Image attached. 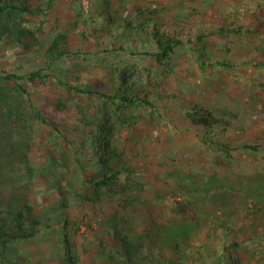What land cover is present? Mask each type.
<instances>
[{
	"label": "rangeland",
	"instance_id": "1",
	"mask_svg": "<svg viewBox=\"0 0 264 264\" xmlns=\"http://www.w3.org/2000/svg\"><path fill=\"white\" fill-rule=\"evenodd\" d=\"M139 7L158 12L151 16L155 22L150 29L158 26L181 34L186 41L171 61L172 70H157L149 79L143 71L146 64L131 55L138 52L135 46H144L139 35L122 33V29L116 38L94 32L104 10L118 22L122 17L135 24L144 22L150 14L136 15ZM263 15L264 0H57L50 14L31 17L33 27L46 22L41 52L65 32L72 48L95 63L88 67L86 62L67 60L61 63V79L107 93L116 80L148 79L143 92L155 106H119L98 95L81 98L53 77L28 82L35 104L58 123L59 132L41 120L34 122L31 171L10 163L6 152L0 155V197L9 203L27 195L41 220L38 236L16 241L8 253H0V264H104L115 247L110 237L115 217L127 215L134 221L136 235H142L150 223L145 209L150 204L156 221L166 228L157 232L171 241L192 239L205 261L218 264L227 234L224 226L229 223L240 244L235 248L237 263L264 264V220L255 215L264 205V194L253 190L264 185V152L242 148L263 139L264 89L260 84L264 67L259 64L264 62V40L221 31L251 27ZM112 42L119 50L113 49ZM199 53L205 55L201 58ZM227 61L234 63L232 70L221 65ZM43 68L46 63L41 55L0 44V72L29 73ZM61 99L69 104L67 108ZM196 103L238 118L232 128L211 135V147L202 141L205 130L186 117ZM100 111L107 120L101 135L124 153L120 166L129 169L124 180L132 190L128 196L94 202L85 195V181L97 171L90 161L92 131L85 122ZM218 141L234 149L231 156L225 157L215 144ZM218 157H224L226 166ZM246 231L252 240L245 237ZM151 247L146 240L143 253L157 255L158 248Z\"/></svg>",
	"mask_w": 264,
	"mask_h": 264
},
{
	"label": "trees",
	"instance_id": "2",
	"mask_svg": "<svg viewBox=\"0 0 264 264\" xmlns=\"http://www.w3.org/2000/svg\"><path fill=\"white\" fill-rule=\"evenodd\" d=\"M56 1L0 0V44H4L7 48L21 47L26 52L39 54L46 63V68L29 73L16 70L0 72V155L2 152H6L10 163L23 165L29 171H31L30 154L35 133L34 122L41 120L58 132L59 125L37 107L29 91L28 82L47 81L53 77L59 85L65 87L74 96L79 95L81 98L88 99L93 95H98L105 102L119 104V106L124 104L125 106L141 105L154 108L155 104L143 92L147 90L146 86L150 84L148 79L157 75V70H172L171 61L176 55L177 49L186 44L184 37L179 33L164 31L158 26L150 29L151 22H155L151 16L157 14V11L145 10L143 7L135 9L134 13L138 16L143 15L145 17L148 13L150 14V17L145 18L144 22L135 24L132 20H124L123 17L119 18L121 22H118L109 11L104 10L99 14L101 23L94 29V32L116 38L122 29V33L131 31V35H139L140 43L144 46H135L134 49H137L138 52L131 55L146 64L143 71L148 76L147 82L116 80L110 87L109 93L97 91L89 84L73 85V83L66 82L59 77L64 73L61 63L67 60L82 61L86 62L88 67L95 63L86 58L82 51H75L72 48L71 38L65 32H60L48 44L45 51L41 52V48L44 47L46 22L42 20L37 27H33L31 24V17L50 14L56 5ZM221 31L251 35L264 40V15L258 18L251 27L234 26L230 29L223 28ZM144 35L145 37H143ZM192 41L194 39L191 38ZM197 41L200 45L203 41L201 35ZM111 45L115 51L119 50L115 47L114 42ZM121 49L127 51L125 46H122ZM204 55L205 53H199L201 58ZM221 65L231 70L235 66L230 61L223 62ZM259 65L264 67V62ZM18 70L20 69L18 68ZM112 76L114 79L115 75ZM122 76L124 74L120 75V77ZM77 82L80 83V77L77 78ZM260 86L264 89V83H261ZM61 101L64 108L69 106L67 102L62 99ZM186 117L193 125L205 130L202 141L208 147L213 144L211 135L232 128L234 121L238 119L231 112L218 114L213 108L202 103L191 106L186 111ZM87 118L85 124L91 127V138L94 145V155L90 161L97 166L95 174L87 177L85 181V195L88 196V201L99 202L105 197L117 199L128 196L132 188L130 183L124 180V174L129 169L120 166L124 159V153L120 152L110 141L104 142L101 135V132L107 128L104 112L94 113ZM262 137L261 143L246 144L242 148L256 153L264 152V132ZM215 144L220 146V150L226 154L225 157L231 156L230 151L234 149L230 145L221 141ZM218 158L220 164L226 166L224 157ZM253 190L264 194V185L255 187ZM63 205L66 206L67 202L64 201ZM122 205L127 206V204ZM150 206L152 205L150 204ZM150 206L145 207L146 211L149 212L150 223L144 233L139 236L135 233L132 224V222L134 223L133 219L125 214L115 217V227L110 233V237L115 242V247L111 253L106 255L104 264H213L210 260L207 262L203 259L200 248L197 251L194 249L195 245L192 239L182 237L171 241L165 239L162 231L159 234L157 231L163 230L162 226L164 230L166 228L164 225L160 226V223L156 221L154 210ZM134 210L138 211L137 208ZM225 214L230 215L226 211ZM255 215L257 220H264V205L255 210ZM40 226L41 220L27 195H22L9 203L0 197V253L2 255L8 253L16 241H28L36 238L40 232ZM224 229H226L227 234L222 239L223 252L217 258L218 264H238L236 261L238 250L235 248H239L240 244L237 241L236 232L229 226V223H226ZM244 235L248 240L253 238L247 231ZM146 240L151 242V248H158L157 255L155 253H143ZM65 255L66 260L70 261L69 248H66Z\"/></svg>",
	"mask_w": 264,
	"mask_h": 264
}]
</instances>
